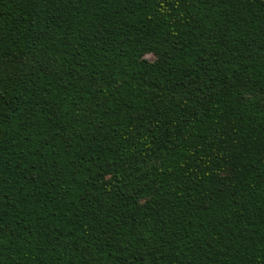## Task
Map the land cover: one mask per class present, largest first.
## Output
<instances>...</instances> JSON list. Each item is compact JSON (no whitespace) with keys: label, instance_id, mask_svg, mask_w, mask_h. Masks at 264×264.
<instances>
[{"label":"trees","instance_id":"1","mask_svg":"<svg viewBox=\"0 0 264 264\" xmlns=\"http://www.w3.org/2000/svg\"><path fill=\"white\" fill-rule=\"evenodd\" d=\"M0 264H264V0H0Z\"/></svg>","mask_w":264,"mask_h":264},{"label":"rangeland","instance_id":"2","mask_svg":"<svg viewBox=\"0 0 264 264\" xmlns=\"http://www.w3.org/2000/svg\"><path fill=\"white\" fill-rule=\"evenodd\" d=\"M147 58L151 60V59H152V56H151V55H149V56H147Z\"/></svg>","mask_w":264,"mask_h":264}]
</instances>
